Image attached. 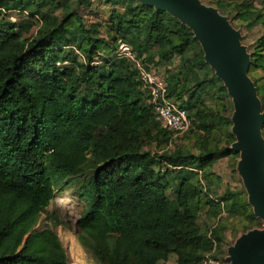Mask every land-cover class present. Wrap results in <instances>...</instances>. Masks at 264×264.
Returning a JSON list of instances; mask_svg holds the SVG:
<instances>
[{
  "label": "trees",
  "instance_id": "trees-1",
  "mask_svg": "<svg viewBox=\"0 0 264 264\" xmlns=\"http://www.w3.org/2000/svg\"><path fill=\"white\" fill-rule=\"evenodd\" d=\"M71 1L0 0V264H69L56 233L36 226L55 189L84 170L88 206L78 224L100 264H159L172 256L174 264H201L224 241L230 221L261 224L244 188L219 194L222 179L212 170L220 158H238L227 91L191 30L168 13L108 0L122 2L123 11L109 12L104 31H113V43H106L97 35L102 25L86 26ZM207 1L230 21L264 28V0L260 7L254 0ZM27 10L41 24L25 38L22 28L31 25L5 13ZM120 38L147 67L179 55L180 71L165 79L167 97L191 118L185 133L195 138V153L145 149L174 135L156 119L136 69L118 58L91 65L99 50L112 60ZM250 53L249 75L264 110V32ZM202 212L226 219L201 225Z\"/></svg>",
  "mask_w": 264,
  "mask_h": 264
},
{
  "label": "water",
  "instance_id": "water-1",
  "mask_svg": "<svg viewBox=\"0 0 264 264\" xmlns=\"http://www.w3.org/2000/svg\"><path fill=\"white\" fill-rule=\"evenodd\" d=\"M164 11L186 25L203 51L205 63L222 82L232 103L231 149L236 170L261 227L240 233L227 247V264H264V110L249 75L251 53L229 17L203 0H129Z\"/></svg>",
  "mask_w": 264,
  "mask_h": 264
},
{
  "label": "rangeland",
  "instance_id": "rangeland-1",
  "mask_svg": "<svg viewBox=\"0 0 264 264\" xmlns=\"http://www.w3.org/2000/svg\"><path fill=\"white\" fill-rule=\"evenodd\" d=\"M203 2L211 5L207 0H203ZM70 4L72 9L76 10L81 15L82 20L86 26L100 23L102 26L100 27L99 33L97 34L98 37L104 39L106 43H113L111 39L113 31H110V34L109 32L104 31V25L108 22L110 16L109 12L112 8L108 0H90V4L87 6L77 5L73 0L70 2ZM253 4L256 7H260L261 0H254ZM120 5L122 6H116V10L122 12L123 3L120 2ZM52 11L59 15L62 13L60 7H56ZM24 13L25 15L16 13L14 11H9L7 12V14L5 13V15L8 19H10V21L17 22L20 25H22V22L29 23L31 25L30 28H22L24 37L28 38L36 34L37 28L40 26L41 22L38 21L39 17L37 15L29 18L31 11L27 10ZM231 22L233 26L241 30L242 42L247 45L248 50L251 52L256 38L262 32H264L262 24L258 22L256 25L248 27L246 26L245 22L241 20ZM119 40L123 41L120 38L118 39L117 43H119ZM102 53L103 51L99 50L97 55L93 57L91 65L101 66L106 63L104 62L105 60H115H110L109 58L105 59ZM82 59V56H79L78 60L82 61ZM150 66L155 70V72L166 79L170 76V74L180 71L182 63L179 55H172L171 59L168 62L157 63L156 60H154L152 63H150ZM184 98H186V94L183 96V99ZM187 133L178 136H171V140L167 145L162 144L160 146L158 142L148 143L145 149L154 153H159L163 152V150H174L175 148L179 147L184 151L191 150L195 153L196 148L194 149L193 147L196 143V140L191 135L187 136ZM159 147H162L163 149H159ZM237 160L238 158L236 157V155H229L213 162L212 170L222 179L221 184L218 186L219 194H221L225 189L236 191L239 188L243 187L240 176L238 175L236 170ZM183 166L187 167L188 164L186 163ZM180 168L178 167L175 170L178 171ZM87 174H89V172L87 170H84L77 176L76 179H66L60 187H57L55 189L54 198L42 212L38 225L36 226L37 229L49 228L56 233L65 251L66 259L69 264H100L98 259L82 242L83 233L78 224L82 213L88 206V197L86 194H84V191L81 190V186L83 187L86 183L85 178ZM168 193L169 196L172 197V189H169ZM221 219H226L225 213L219 215L217 218H207L202 212L199 215L198 223L202 225V223L204 222V224L206 223L214 226ZM259 221L261 223L260 225L255 220L246 221L243 217H237V219L230 221L228 224V229L224 231V241L221 243H217L216 246L213 247L210 251L205 252L202 259L209 255L210 257L214 258L216 264H227L225 257L227 254L228 245L232 244L240 233L250 228L261 227L262 221L260 219ZM159 264H174V256L170 257V259L165 262H160Z\"/></svg>",
  "mask_w": 264,
  "mask_h": 264
},
{
  "label": "built area",
  "instance_id": "built-area-1",
  "mask_svg": "<svg viewBox=\"0 0 264 264\" xmlns=\"http://www.w3.org/2000/svg\"><path fill=\"white\" fill-rule=\"evenodd\" d=\"M116 58L124 59L136 69L142 88L148 95V103L162 127L171 131L174 136L187 132L192 120L184 108L167 97V84L163 76L155 72L151 66H145L137 53L124 41H119L117 50L112 55V59ZM201 264H216V261L207 255L202 259Z\"/></svg>",
  "mask_w": 264,
  "mask_h": 264
},
{
  "label": "crops",
  "instance_id": "crops-1",
  "mask_svg": "<svg viewBox=\"0 0 264 264\" xmlns=\"http://www.w3.org/2000/svg\"><path fill=\"white\" fill-rule=\"evenodd\" d=\"M109 3H110L111 6H112L111 10H112V9H115V10H116V6H122V5H120V4L118 5V4H112L111 2H109ZM111 10H110V11H111Z\"/></svg>",
  "mask_w": 264,
  "mask_h": 264
}]
</instances>
